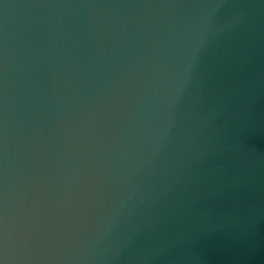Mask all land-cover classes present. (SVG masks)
<instances>
[{
    "label": "water",
    "instance_id": "obj_1",
    "mask_svg": "<svg viewBox=\"0 0 264 264\" xmlns=\"http://www.w3.org/2000/svg\"><path fill=\"white\" fill-rule=\"evenodd\" d=\"M0 264H264V0H0Z\"/></svg>",
    "mask_w": 264,
    "mask_h": 264
}]
</instances>
